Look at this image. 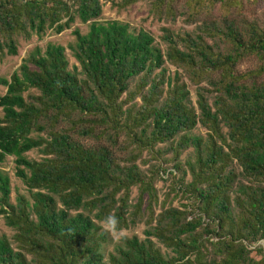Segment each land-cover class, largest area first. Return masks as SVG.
<instances>
[{
    "label": "trees",
    "instance_id": "1",
    "mask_svg": "<svg viewBox=\"0 0 264 264\" xmlns=\"http://www.w3.org/2000/svg\"><path fill=\"white\" fill-rule=\"evenodd\" d=\"M148 2L199 24L159 41L100 20V0H0V53L88 26L73 31L77 65L49 43L3 80L0 214L14 233L0 235V264H102L98 250L106 264H264V0ZM9 157L28 192L15 203ZM109 213L145 237L114 242Z\"/></svg>",
    "mask_w": 264,
    "mask_h": 264
},
{
    "label": "rangeland",
    "instance_id": "2",
    "mask_svg": "<svg viewBox=\"0 0 264 264\" xmlns=\"http://www.w3.org/2000/svg\"><path fill=\"white\" fill-rule=\"evenodd\" d=\"M102 5V13L100 15V20H113L118 19L124 22L130 23L132 27L141 28L143 27L145 30L152 33L159 41H162V36L168 31H172L173 33H185L189 31H193L196 26L199 24L200 18L193 19L188 17L187 12H191L189 8H178L177 15L174 18H169L166 16H159L153 8H151L150 2L148 0H138L132 3H126V0H100ZM76 27H79L83 33L88 31V26L86 24H82L79 21H76L72 24L71 28L65 29L61 33H56L53 29L48 28L43 36H39L37 34H32L30 38H25L24 36L18 38V54L10 55L7 52L0 53V95H3L6 92V86L3 83L4 79H10L11 75L15 70H17L25 58L29 56V54L36 47H40V49L46 48L49 43L62 45L66 50V54L69 58L70 67L73 65H77L78 62L73 57V51L71 50V45L75 44L76 36L73 31ZM163 47L164 44L161 43ZM244 66V65H243ZM242 66V67H243ZM170 72L175 71V67L169 65ZM194 91V88L191 87ZM35 94H38L37 90H29L25 93L27 100H33ZM193 101L196 100V97L192 96ZM140 101V100H139ZM1 110V109H0ZM1 114V111H0ZM201 132H205L201 130ZM31 158L39 159L41 154L38 153V150L34 149L28 153ZM2 169L7 172V174L11 178V201L13 203L16 202L17 196L19 193L28 194L26 190V186L21 182L20 179L14 175V162L13 157H9L7 161L2 165ZM159 190V202H162L165 191H168L167 186L160 181L157 185ZM164 190V191H163ZM138 195V190L134 188L133 198ZM172 201L173 205L178 207H182L181 205L185 203V200H182L180 197H176L174 192L170 195L169 198ZM147 203V196H145V204ZM157 211L159 209L157 208ZM145 226L144 224H138L135 228L126 230L125 234L129 236H133L134 234L143 238ZM13 230L9 228L6 223L3 214H0V235L6 234L8 236L13 235ZM263 243V242H261ZM110 249H114V243L110 245Z\"/></svg>",
    "mask_w": 264,
    "mask_h": 264
},
{
    "label": "clouds",
    "instance_id": "3",
    "mask_svg": "<svg viewBox=\"0 0 264 264\" xmlns=\"http://www.w3.org/2000/svg\"><path fill=\"white\" fill-rule=\"evenodd\" d=\"M100 228L102 232L106 233L114 242L123 243L126 241L127 236L124 229L120 225V220L112 213L107 214L101 224ZM71 232V229H69ZM98 254L102 256V264H106V254L103 250H98Z\"/></svg>",
    "mask_w": 264,
    "mask_h": 264
}]
</instances>
